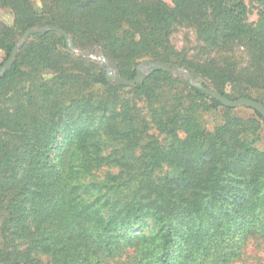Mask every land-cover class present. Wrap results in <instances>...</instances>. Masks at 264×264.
<instances>
[{"label": "trees", "instance_id": "16d2710c", "mask_svg": "<svg viewBox=\"0 0 264 264\" xmlns=\"http://www.w3.org/2000/svg\"><path fill=\"white\" fill-rule=\"evenodd\" d=\"M1 9L13 17L11 26L0 21L5 60L28 29L51 26L78 49L99 46L128 80L138 61L158 60L207 79L228 100L264 106V16L249 23L243 0H0ZM184 24L206 52L244 48L252 71L173 51L170 37ZM31 38L0 78L13 104L11 118L0 119L11 127L0 136V264H104L123 255L118 264H236L250 243H264L258 112L241 117L163 69L111 86L104 71L72 59L62 36ZM210 112L221 119L212 128L203 117ZM150 129L156 134L133 156ZM108 141L123 148L103 153ZM103 166L120 174L101 188L84 183ZM96 189L105 192L92 198Z\"/></svg>", "mask_w": 264, "mask_h": 264}, {"label": "rangeland", "instance_id": "374dc122", "mask_svg": "<svg viewBox=\"0 0 264 264\" xmlns=\"http://www.w3.org/2000/svg\"><path fill=\"white\" fill-rule=\"evenodd\" d=\"M162 1H164L168 5H171V2H172V0H162ZM243 1L246 4L248 11H249L248 16H247L248 22L249 23H257V21L261 17L260 16L261 13L264 16V9L261 8L255 2V0H243ZM31 2L37 7V0H31ZM39 5H40V0H39ZM1 10H6V9H1ZM0 21L3 24H6L8 26L12 25V23H11V25L5 23L2 19H0ZM38 26H42V25H37L35 27H38ZM22 37H20L17 40L16 44H18V42L21 40ZM31 40H32V38L30 37L26 41V43L31 41ZM71 41H72V39H71ZM72 45H73V42H72ZM170 46L173 49V51H175L177 53H182L185 55V57L187 59H190L193 61H203L204 59H206L208 57L217 59L219 61L230 60L234 63V65H236V67H238L239 69L244 71V74H247L248 72L252 71V69H250L248 67L249 54H248V52H246V50L244 48L235 45L233 47H229L227 49H224L223 51H212V52L207 51L206 52V51L202 50V44L200 41L197 40L195 30L186 24L175 27L174 32L172 33V35L170 37ZM73 47L75 48L76 52H71L70 50H67V52L70 53V55L72 56V59L75 62H77V63L81 62L85 67L86 66L87 67L90 66L91 68L96 67V68L104 71L105 74H106L107 70H109V71H112L114 73H118L121 76V72L119 71L117 64L115 62L109 60L107 57H105V55L103 54V52L99 46H91L89 48H86L85 50L78 49L74 45H73ZM18 52H19V50H18ZM79 52L83 53V54H87V55L83 56V55L79 54ZM102 56H104L106 58V60L109 64V67H106V65L104 63H101L98 60H96ZM4 60H5V54L3 51H0V67L3 65V63L7 59L5 61ZM149 62L150 63H156V64H165L168 66V68L184 69V68H181V67H178L175 65H171V64H167V63H164V62H161L158 60L142 59V60L138 61L136 66H135L136 74H137V71H138L137 69H138L139 65L149 63ZM113 64L115 65V67H113ZM151 73H147L145 78H147ZM169 74L171 76H173L174 78H179V79H182V80L187 81L189 83L187 77H185L183 75H180L176 72L169 73ZM197 81L201 84L203 82L206 87L218 92L215 89V87L213 86V84L210 81H208L207 79L197 77ZM109 84L111 86H119V85H116L115 83H109ZM91 89L95 92H98V93L103 90V88L100 87L99 85H94L91 87ZM11 97H12L11 94H7V92L2 87H0V119L3 118L4 116H7V115L9 116L8 118H11V116L13 115V109H12L13 104H12V102H10ZM143 113H144V111H143ZM235 113L238 114L239 116L245 117V118H248L252 115V112L249 109L243 108L241 106L236 108ZM203 117L205 118L206 125L208 126V128H212L214 125H216V123L220 122V120H221L219 115H216V114L211 113V112L203 114ZM9 129L11 130L10 126H5L4 128H2V124L0 125V136H2V139H7L6 136L8 134H11ZM152 134H156V133L154 130H151V129L148 131V133H141L140 134V136H139L140 140L138 143V148H135L133 150V154H134L133 156L139 155V147L142 146L143 144H145L148 141L149 136ZM154 136H156V135H154ZM256 146L259 150L264 151V124L261 125L260 139H259ZM122 148H123L122 145H118V143L108 141L105 143L104 147L102 148V152L108 154L109 152L113 151V149L117 150V149H122ZM118 174H120V171H119V169L115 168L114 166H103V167L93 171L91 174H89V176H82V179H83L85 184L97 183L99 185L98 187L101 188L100 184L102 185L104 182H106L109 179V176L118 175ZM104 192H105L104 190L100 189V191H99V189H96V190H92L90 192V194L92 195V198H95L98 195L104 194ZM124 258H125V255L121 256L119 259L106 260V261H104V264H118V263H120L121 260H124ZM262 258H264V243H258V244L257 243H254V244L250 243L245 248L244 254H243L240 262H238L236 264H257ZM37 259L41 263H47L49 261V258L44 257V256L38 257Z\"/></svg>", "mask_w": 264, "mask_h": 264}, {"label": "water", "instance_id": "95a60500", "mask_svg": "<svg viewBox=\"0 0 264 264\" xmlns=\"http://www.w3.org/2000/svg\"><path fill=\"white\" fill-rule=\"evenodd\" d=\"M45 32H55L59 36H62L67 43L68 49L71 52H76L75 48L72 45L70 36L60 28L51 27V26H38V27L28 29L23 35V37L21 38V40L18 42V44H16L13 47L7 60L0 67V78L4 75V73L10 68V66L14 62L16 54L18 50L20 49V47H22L32 35L42 34ZM79 54L83 56L87 55V54H83L80 52ZM96 60H98L101 63H104L106 67H109V64L104 56ZM113 67H115L114 64H113ZM157 69H163L169 73L176 72L180 75L187 77L191 86L196 87L198 90L202 91L207 96L218 100L223 106L227 108L236 109L239 106L249 108V109H252L258 112L264 119V106L261 103L251 100L249 98H245V97L237 98L236 100H233V101L228 100L222 95H220L218 92L208 87H205L201 83H199L197 81V76L194 73L188 71L187 69L184 70V69H179V68H168V66L165 64H156V63L149 62V63L139 65L137 69L138 71H137L136 77L131 80L125 79L121 77L118 73H114L109 70H107L105 77L108 83H115L116 85H119V86H134L137 83H142L147 73H151Z\"/></svg>", "mask_w": 264, "mask_h": 264}, {"label": "clouds", "instance_id": "9594fccd", "mask_svg": "<svg viewBox=\"0 0 264 264\" xmlns=\"http://www.w3.org/2000/svg\"><path fill=\"white\" fill-rule=\"evenodd\" d=\"M39 0H37V7H39ZM0 19H2L5 23L11 25L12 23V13L10 10H0Z\"/></svg>", "mask_w": 264, "mask_h": 264}]
</instances>
